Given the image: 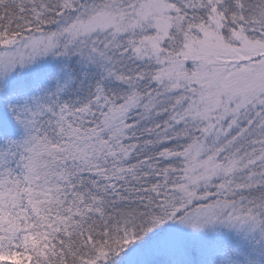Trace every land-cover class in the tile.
Here are the masks:
<instances>
[{"label": "snow or ice", "instance_id": "6c2138e0", "mask_svg": "<svg viewBox=\"0 0 264 264\" xmlns=\"http://www.w3.org/2000/svg\"><path fill=\"white\" fill-rule=\"evenodd\" d=\"M0 264H264V0H0Z\"/></svg>", "mask_w": 264, "mask_h": 264}]
</instances>
